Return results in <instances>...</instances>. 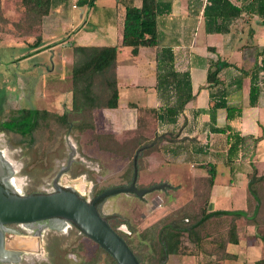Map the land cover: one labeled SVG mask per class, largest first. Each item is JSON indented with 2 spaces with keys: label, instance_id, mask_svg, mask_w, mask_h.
<instances>
[{
  "label": "crops",
  "instance_id": "0c3cea01",
  "mask_svg": "<svg viewBox=\"0 0 264 264\" xmlns=\"http://www.w3.org/2000/svg\"><path fill=\"white\" fill-rule=\"evenodd\" d=\"M99 1L103 0H96L93 6H78L74 1L67 0L54 7L44 16L42 40L38 47H43L42 51H45L65 46L72 51L75 45H118L122 39L125 1H130L104 0L101 4ZM231 1L241 6L242 12L231 21L227 32L219 33L206 31L204 8L207 0H170V11L157 17L156 46H141L137 55L131 53V47H121L118 51L117 107L93 110L92 132L97 135H112L119 143L138 135L139 131L147 137L148 142L155 136H163L158 148L142 158L136 184L146 187L166 183L164 188L146 193L144 198L156 200L159 207L165 203L168 210L177 209L191 200L195 178L208 177V168L215 167L214 183L206 204L208 212L217 209L248 212L247 190L253 182L251 177L253 174L264 176V83H261L256 105L251 106L250 79L244 73L259 63L264 55V19L251 10L253 0ZM70 4L72 8L80 10L81 24L75 30L69 27L65 39L54 40L57 14L66 17L67 21L73 20L66 14ZM132 4L139 7L141 0H133ZM162 47L172 49L175 69L188 71L191 79L193 98L185 105L175 123L168 122L165 117H157L158 114L165 116L163 101L156 90V52ZM121 52L123 56L120 57ZM217 60H226L231 65L220 70L218 85L208 86V69ZM62 92L55 97L56 100L61 99L62 94L72 98L71 89ZM220 92H224L229 105L241 107L240 114L229 121L242 137L238 151L230 161L227 160L226 133L212 129L227 124L225 108L211 109V94ZM66 107L64 111L71 108L69 105ZM154 109L158 111L157 115L151 112ZM165 136L170 137L171 141ZM91 138L92 135L81 137L83 148H88ZM92 145L96 152L86 149L83 152L96 161L100 159L108 176L115 179L111 186H122L126 158L99 149L97 139ZM100 155L106 159L107 165ZM109 162L117 163V169L114 163L110 166ZM235 195L239 198L234 199ZM113 205V202L108 204L106 213H112ZM236 223L239 242L226 245V251L235 257L225 259L222 264H255L264 258V239L255 234L254 225L244 222L242 218L237 219ZM181 257L184 264H204L199 263L198 255Z\"/></svg>",
  "mask_w": 264,
  "mask_h": 264
},
{
  "label": "rangeland",
  "instance_id": "374dc122",
  "mask_svg": "<svg viewBox=\"0 0 264 264\" xmlns=\"http://www.w3.org/2000/svg\"><path fill=\"white\" fill-rule=\"evenodd\" d=\"M71 1L76 3L77 0ZM103 1H99V4ZM71 5L65 13L69 14L73 20L67 21L66 17L57 14L55 35L52 39L57 41L65 39L69 33V27L72 26L75 30L81 24L80 10L72 8ZM43 20L44 16L37 17L27 13L20 0H0V120L14 114L19 108H38L61 114L67 108L66 106H71L72 98L70 99V96L62 94V98L58 100L55 97H58L57 95L61 91L65 93L64 91L72 89L71 69L75 59L73 48L70 51L67 47L61 46L56 50L42 51L43 47L37 49L31 47L34 42L42 40L41 25ZM34 52L35 54H32ZM121 56H123L122 52ZM84 122L90 123V118H86ZM83 135H92L88 148L82 146L83 139L81 140V137ZM96 136L91 129L84 131H79L75 127L67 129L54 121L40 126L32 134L24 136L0 131V152L12 175L8 185L18 192L22 188L24 194L51 192L56 172L66 164L70 151L68 140H71L75 144L77 155L69 171L64 173L59 181L62 185L71 187L74 185V180L83 182L85 190L81 194L85 199L91 200L99 191L114 187L111 185L115 181L113 177L108 176V171L100 159L96 161L83 152V149L90 152L97 151L92 145ZM171 137L173 138V136ZM108 138L116 143L111 135H108ZM165 138L171 141L170 137L165 136ZM159 142H156V147ZM119 146V144L117 146L113 144L111 149L120 151L121 147ZM99 149L101 148L99 147ZM132 149L133 147H130L129 150ZM101 150L107 151L106 149ZM101 154L104 155V153ZM101 157L107 165L106 159L100 155ZM116 157L119 155L116 154ZM126 161L127 165L130 164L132 152L128 154ZM112 163L114 162L109 165L113 166ZM140 164H142V159ZM117 165L114 163L115 168ZM18 166L20 173L17 178L15 174ZM162 170L165 169L160 171ZM195 181L193 199L174 210H168L165 203L159 207L156 200L144 198L145 195L139 197L133 193H117L107 196L98 205V209L102 215H115L109 219V223L115 225L117 230L121 224L126 225L130 233L122 231L125 238L129 241L134 252L143 257L150 249L153 252V249L148 246L147 242L142 241L140 232L151 224L164 220L165 217H171L182 207L188 208V214L192 218L199 214L206 199L208 178L199 176L195 178ZM158 190L161 189L148 193ZM237 198L239 196L235 195L234 199ZM112 202L114 203L112 213L108 214L106 208ZM252 209L254 208H249V215L252 214H250ZM242 219L244 222L246 221L244 218ZM64 225H57L60 230H48L47 228L44 230V225H32L34 229L32 231L23 225L21 228L18 224H9L8 227L16 229L22 236L19 237V241L15 245H12V241L17 236L6 233V246L20 250L21 256L18 261L1 262L0 264H112L105 250L84 235L75 225ZM227 226L228 220L226 219V221H219L218 224L212 222L206 227L210 236L204 240L201 246L202 254L198 255L199 263H208L213 258L211 255H214L215 258L221 255L217 246L221 239L220 233H225ZM38 229L40 230L42 248L40 251L34 249L37 240L35 233ZM183 241L187 243L185 246L188 250L196 251L195 247L188 243L186 237L183 238ZM181 256H168L165 264H184Z\"/></svg>",
  "mask_w": 264,
  "mask_h": 264
},
{
  "label": "trees",
  "instance_id": "16d2710c",
  "mask_svg": "<svg viewBox=\"0 0 264 264\" xmlns=\"http://www.w3.org/2000/svg\"><path fill=\"white\" fill-rule=\"evenodd\" d=\"M67 0H20L22 6L29 14L37 17L47 15L54 7L64 3ZM124 1V0H117ZM125 1V14L123 23L122 39L118 45H75L73 46L74 63L71 69L72 79V100L71 108L57 114L45 109L38 108H19L14 114L9 115L6 119L0 120V131L13 132L19 135L32 134L40 126L48 124L50 121L57 122L67 129L77 128L79 131L94 129L93 110L95 108H115L118 105L119 91L116 77V61L117 54L121 47H131V53L137 55L141 46H156L158 44L157 37V17L160 14L167 13L171 9L170 0H141L139 7ZM96 0H77L78 6H93ZM253 13L264 19V0H253L250 4ZM242 12L241 6H238L231 0H207L204 8L205 26L207 32L225 33L229 29L232 20L237 18ZM40 42H34L31 47L37 48ZM156 90L159 98L163 101L165 107V116L157 115V110H151L158 119L164 117L170 123H175L179 114L183 111L185 105L193 98L191 79L188 71H177L174 64V54L170 47L159 48L156 52ZM226 60H217L211 63L207 72L208 86H216L220 83L219 72L222 68L230 66ZM245 75L250 79L249 104L256 105L260 91L261 83H264V55L261 61L255 63L252 68L245 70ZM211 109L225 108L227 124L224 127H213L214 132L226 133L227 135V156L228 161L233 158L242 141V137L235 132L229 123L234 117L241 112V107H234L227 103L224 92L219 94H211ZM131 106H135L131 104ZM214 117V115H212ZM86 118H90V123L84 122ZM142 133V131H139ZM97 135V134H96ZM107 136L97 135L99 147L113 152L123 158H128V154L132 152V161L127 165L123 174L124 184H129L133 179L134 166L133 158L137 156V168L139 171L141 159L157 149L156 142L162 141L163 136H155L152 141H146L147 137L138 134L137 137H131L128 141L122 143L112 142ZM142 135V136H141ZM110 137V136H109ZM112 137V135H111ZM100 139V140H99ZM114 145L119 144L120 151L111 149ZM158 146V145H157ZM133 147L132 150H129ZM83 173V172H80ZM215 167L208 168V190L203 206L199 210V214L192 218L187 210L182 207L177 210L171 217H165L162 221H157L142 232L140 236L142 241L147 242L151 249L143 256H139L134 252L129 241L125 238L122 231L112 226L127 242L134 252L140 264H161L166 259L163 243L166 245L168 256L170 255H199L202 254L201 246L206 238L210 236V232L206 227L212 223L228 220V226L225 233L221 232V239L217 248L221 251V255L216 258L214 255L204 264H222L225 259L234 258V255L226 251L227 243L237 244L239 242V232L237 219L244 218L248 224L255 226V234L264 239V176L252 175V184L247 190V198L249 208H254L256 200L254 194L260 199V206L257 215L254 218H247L241 215H214L209 217L198 226L191 228L190 226L210 212L206 209L209 190L214 183ZM148 185L146 187H150ZM104 190V189H103ZM101 190V191H103ZM99 191L98 193H100ZM97 193V194H98ZM96 194V195H97ZM95 195V196H96ZM195 196V194H194ZM193 196V197H194ZM107 197L100 199L98 205ZM193 199V198H192ZM99 210V209H98ZM253 209L250 211L252 213ZM249 212V209H248ZM184 228H188L184 230ZM193 245L195 252L188 250L185 246L187 243ZM200 252V253H199ZM111 259L112 264H117L114 258L105 251ZM255 264H264V258L255 262Z\"/></svg>",
  "mask_w": 264,
  "mask_h": 264
},
{
  "label": "water",
  "instance_id": "95a60500",
  "mask_svg": "<svg viewBox=\"0 0 264 264\" xmlns=\"http://www.w3.org/2000/svg\"><path fill=\"white\" fill-rule=\"evenodd\" d=\"M68 147L70 151L66 164L62 165L56 172L52 181L51 192L20 194L0 182V263L15 262L21 256L20 250L5 248L6 233L22 236L16 229L8 227L9 224H18L19 226L40 224L45 225L48 230H59L53 224L55 222H66L69 225H75L84 235L97 243L114 258L117 264H140L124 238L110 225L109 219L115 217V215H102L97 208V202L117 193H133L141 197L150 191L162 189L167 184L160 183L150 187L137 186V156H134V174L129 184L104 189L91 200H87L78 190L71 186L62 185L59 181L63 174L69 171L77 155L75 144L71 140H68ZM253 196L256 204L251 215L245 210L217 209L211 211L190 227H196L209 217L219 214L241 215L252 219L257 215L260 206L259 197L256 194ZM187 229L184 228V230ZM163 247L167 259L169 254L165 243H163ZM166 259L161 264H165Z\"/></svg>",
  "mask_w": 264,
  "mask_h": 264
},
{
  "label": "bare ground",
  "instance_id": "6f19581e",
  "mask_svg": "<svg viewBox=\"0 0 264 264\" xmlns=\"http://www.w3.org/2000/svg\"><path fill=\"white\" fill-rule=\"evenodd\" d=\"M0 159H3V156L1 155V152H0ZM4 160V159H3ZM4 162L6 163V161L4 160ZM7 164V163H6ZM74 185L72 186L73 188H75L76 190H78L80 193H84V190H85V185H84V183L83 182H81V181H79V180H77V181H75L74 180ZM86 192V191H85ZM83 195V194H82ZM59 224H62V225H64V224H67V225H69L68 223H66V222H55L53 225H54V227H56L57 229H59V227L57 226V225H59ZM33 225V224H32ZM32 225H23V226H25L26 227V229H28V230H32L33 228H32ZM34 225H38V224H34ZM20 226H22V225H20ZM65 226V225H64ZM40 228V227H39ZM47 227L44 225V230L46 229ZM25 229V228H24ZM34 230V229H33ZM32 230V231H33ZM60 230V229H59ZM35 233V232H34ZM36 235H35V237H36V246H35V248L34 249H36V250H38V251H40V250H42V248H41V245H40V230L38 229V231L36 230V233H35ZM34 235V234H33ZM32 235V236H33ZM42 236V235H41ZM19 237H21V236H17L13 241H12V245H15V243L17 242V241H19L18 239H19ZM27 239V238H26ZM6 246V245H5ZM11 250H16V249H11ZM40 253V252H39Z\"/></svg>",
  "mask_w": 264,
  "mask_h": 264
},
{
  "label": "flooded vegetation",
  "instance_id": "af4514ba",
  "mask_svg": "<svg viewBox=\"0 0 264 264\" xmlns=\"http://www.w3.org/2000/svg\"><path fill=\"white\" fill-rule=\"evenodd\" d=\"M5 151V150H4ZM6 152V151H5ZM7 154V152H6ZM8 155V154H7ZM9 157V156H8ZM12 160V159H11ZM14 162V161H13ZM15 163V162H14ZM19 166H18V170L15 174V177L18 176V174L20 173V170H19ZM11 172L9 170V167L7 166V164L4 162L3 159H0V182L9 187V189L13 190V188H11L9 185H8V181L9 179L11 178ZM18 178V177H17ZM13 191H16V190H13ZM18 192V191H16ZM20 194H24L23 191H22V188H21V191L19 192ZM19 240V239H18ZM6 249H12V248H8L7 246H5Z\"/></svg>",
  "mask_w": 264,
  "mask_h": 264
},
{
  "label": "built area",
  "instance_id": "2783aa9c",
  "mask_svg": "<svg viewBox=\"0 0 264 264\" xmlns=\"http://www.w3.org/2000/svg\"><path fill=\"white\" fill-rule=\"evenodd\" d=\"M89 200V199H87ZM160 206V204H158ZM118 230H121V231H126L127 233H130L127 228H126V225L125 224H121L119 227H118Z\"/></svg>",
  "mask_w": 264,
  "mask_h": 264
}]
</instances>
